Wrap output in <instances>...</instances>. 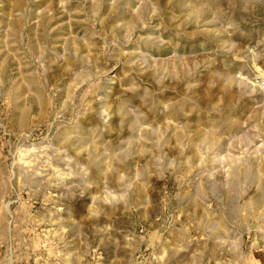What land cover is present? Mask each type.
<instances>
[{"label": "rangeland", "instance_id": "rangeland-1", "mask_svg": "<svg viewBox=\"0 0 264 264\" xmlns=\"http://www.w3.org/2000/svg\"><path fill=\"white\" fill-rule=\"evenodd\" d=\"M264 0H0V264H264Z\"/></svg>", "mask_w": 264, "mask_h": 264}, {"label": "built area", "instance_id": "built-area-1", "mask_svg": "<svg viewBox=\"0 0 264 264\" xmlns=\"http://www.w3.org/2000/svg\"><path fill=\"white\" fill-rule=\"evenodd\" d=\"M259 85L263 86V85H264V83L260 82V83H259Z\"/></svg>", "mask_w": 264, "mask_h": 264}]
</instances>
